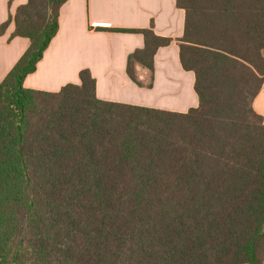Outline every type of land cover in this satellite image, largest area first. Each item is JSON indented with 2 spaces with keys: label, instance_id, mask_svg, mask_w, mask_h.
Instances as JSON below:
<instances>
[{
  "label": "trees",
  "instance_id": "obj_1",
  "mask_svg": "<svg viewBox=\"0 0 264 264\" xmlns=\"http://www.w3.org/2000/svg\"><path fill=\"white\" fill-rule=\"evenodd\" d=\"M68 0H28L30 46L0 83V264H264V0H176L182 67L199 105L177 113L102 101L89 70L26 89ZM128 57L151 73L170 38Z\"/></svg>",
  "mask_w": 264,
  "mask_h": 264
},
{
  "label": "crops",
  "instance_id": "obj_2",
  "mask_svg": "<svg viewBox=\"0 0 264 264\" xmlns=\"http://www.w3.org/2000/svg\"><path fill=\"white\" fill-rule=\"evenodd\" d=\"M28 0H0V26L15 17ZM172 42L157 50L151 73L134 67L140 83L128 74L130 54L142 49L139 33L110 29H147ZM11 21L0 36V83L30 46L24 37H12ZM185 32V11L176 0H68L60 9L59 29L23 83L26 89L59 92L67 84L79 85L80 72L89 70L96 80V97L102 101L185 113L199 105L195 74L182 67L179 39ZM254 111L264 121V83L253 100Z\"/></svg>",
  "mask_w": 264,
  "mask_h": 264
}]
</instances>
